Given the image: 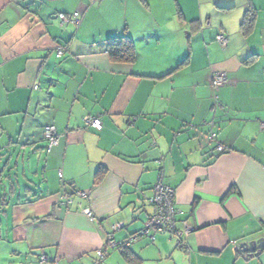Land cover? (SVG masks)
Returning <instances> with one entry per match:
<instances>
[{
  "label": "crops",
  "instance_id": "crops-1",
  "mask_svg": "<svg viewBox=\"0 0 264 264\" xmlns=\"http://www.w3.org/2000/svg\"><path fill=\"white\" fill-rule=\"evenodd\" d=\"M74 12L78 27L60 24ZM122 35L132 63L106 52ZM214 72L227 78L218 91ZM262 123L264 0H0V153L19 175L16 190L0 182V264H127L118 249L97 261L110 233L135 237L140 264H264V246L239 248L264 238ZM46 125L61 134L49 151ZM158 179L192 228L184 248L168 231L137 236Z\"/></svg>",
  "mask_w": 264,
  "mask_h": 264
},
{
  "label": "built area",
  "instance_id": "built-area-1",
  "mask_svg": "<svg viewBox=\"0 0 264 264\" xmlns=\"http://www.w3.org/2000/svg\"><path fill=\"white\" fill-rule=\"evenodd\" d=\"M60 24L64 23H72L74 26L78 27L82 16L78 13L74 12L72 14L58 13L57 15ZM216 41L222 45L227 43V38L223 34H219L216 36ZM64 52L62 47H58L56 49V56L61 57ZM227 78L224 72H214L212 75L211 84L215 91H218L219 87L222 86L226 82ZM37 88V86H34ZM214 103H216L218 99V95L214 94ZM82 124L85 127H90L96 131L101 130L102 123L99 118L94 116H85L82 119ZM264 128V123L261 125ZM44 138L46 139V150H50L52 147L58 144L59 138L61 134L57 131L55 126L46 125L43 130ZM216 136L215 132L210 134V139H213ZM218 150H222V146L218 145ZM59 177H61V173H59ZM75 195L80 198H86V191H76ZM62 201L66 203L71 202V198L68 195H62ZM149 203L152 205V214L149 215L145 221L143 229L140 231L139 236L147 235L150 231H168L172 234V236L176 239V243L179 247L184 248L186 245V237L189 233H191L192 228L189 227L186 223L183 222L182 227L178 226L177 220L175 218L176 209L174 207V201L172 199V190L163 185L162 180L158 179L157 183L153 188V193L150 197H147ZM83 212L87 215H91L88 208L83 209ZM122 227L121 223H114L112 225V230L115 231ZM153 237L152 235L150 236ZM135 237H130L123 241H117L110 234L107 237L106 243L103 248L98 249L96 254L99 259L104 257L106 254V250L116 249L120 246L129 245ZM46 261V257L42 255L40 257V262L43 263Z\"/></svg>",
  "mask_w": 264,
  "mask_h": 264
},
{
  "label": "trees",
  "instance_id": "trees-1",
  "mask_svg": "<svg viewBox=\"0 0 264 264\" xmlns=\"http://www.w3.org/2000/svg\"><path fill=\"white\" fill-rule=\"evenodd\" d=\"M254 16H255V13H254L253 9L251 7H248L246 9V11H245V14L243 16V20H242V23H241V29H242V31L245 34L252 27L253 20H254ZM106 52H107L109 58L112 61H114V62L132 63L135 60V58H136V53H135V49H134L132 40L127 35L112 36V37L107 38L106 39ZM220 106H221V102H220V98L218 96V99H217L214 107H220ZM43 130H44V128H43ZM45 141H46V139H45ZM13 142H15V141H13ZM16 145L21 147L22 145H25V144H23L22 142L16 141ZM46 145H47V143H46ZM1 149H3V147H0V150ZM45 149H46V146H45ZM16 151H17L16 149H15V151L13 149V151L11 152V154L8 155L7 157H10V156H13V155L16 157L17 156ZM4 157H6V154L4 155V152L3 153H0V182L3 181L2 180V177H4L5 180H8L9 181L8 188L10 190L9 189H7V190L13 191V190H16V187H14V183H16L17 176H19V175H18V173L16 171H11L12 170L11 166H9V168H8L9 158H5L4 159ZM16 164H17V162L15 161L14 164H13V166H15ZM104 174H105V168H103L102 166H100L97 169L96 173H95V181L98 183L103 178ZM163 185L167 186L164 183H163ZM154 186H153V188H154ZM167 187H169L172 190V199H173V197H174V189L172 187H170V186H167ZM27 188L30 189L31 187L27 186ZM75 192H76V190H73V191H71V194H75ZM6 195H7V193L5 192V196H3V199H2V204L4 203L3 201L7 200V196ZM146 200L148 201L147 198H146ZM173 201H174V199H173ZM148 203H149V201H148ZM149 205H150V207L152 209V205L150 203H149ZM174 207L176 209L175 218H176L177 223H178V219H177V212H178V210H177L175 204H174ZM151 214H152V212L150 213V215ZM140 231L137 233V236H139ZM155 232H160V231H155ZM111 234L112 233H110V235ZM152 236L154 237V234ZM129 246L130 245L120 246V247H117L116 249H118L122 253V256H123V258H124V260H125V262L127 264H140L141 261H142V259L138 255H136L134 252H132V250L130 249ZM177 246L179 247L178 244H177ZM98 260H100V259L97 256V261ZM45 263H46V261L43 262V263H41V264H45Z\"/></svg>",
  "mask_w": 264,
  "mask_h": 264
},
{
  "label": "water",
  "instance_id": "water-1",
  "mask_svg": "<svg viewBox=\"0 0 264 264\" xmlns=\"http://www.w3.org/2000/svg\"><path fill=\"white\" fill-rule=\"evenodd\" d=\"M263 246H264V238L259 237V238L253 239L251 241L241 243L239 245V248L243 252L250 255L252 253L258 254V252L262 249Z\"/></svg>",
  "mask_w": 264,
  "mask_h": 264
}]
</instances>
